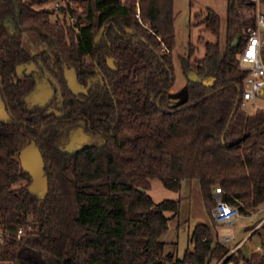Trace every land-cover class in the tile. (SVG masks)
I'll list each match as a JSON object with an SVG mask.
<instances>
[{
    "label": "trees",
    "instance_id": "obj_1",
    "mask_svg": "<svg viewBox=\"0 0 264 264\" xmlns=\"http://www.w3.org/2000/svg\"><path fill=\"white\" fill-rule=\"evenodd\" d=\"M57 1L0 0V264L222 260L230 250L212 215L211 224L194 228L192 250L176 260L166 254L165 212L178 214L180 200L156 204L148 192L152 179L175 192L197 181L207 211L215 187L244 216L264 206V108L242 109L247 72L237 60L255 27L254 4L227 0L223 38L215 10L195 16L216 41L194 61L202 82L188 80L184 101L173 105L174 0H84L81 12L61 9L62 23L46 8ZM27 40L45 48L34 51ZM40 74L59 100L28 107ZM76 126L91 142L69 152ZM30 143L45 163L43 197L30 193L32 178L19 161ZM254 235L264 246V222ZM227 261L264 264V253L242 244Z\"/></svg>",
    "mask_w": 264,
    "mask_h": 264
},
{
    "label": "rangeland",
    "instance_id": "obj_2",
    "mask_svg": "<svg viewBox=\"0 0 264 264\" xmlns=\"http://www.w3.org/2000/svg\"><path fill=\"white\" fill-rule=\"evenodd\" d=\"M64 3H68L69 10L75 12H81L85 6L84 0H65ZM46 8L53 11L52 21L59 19L61 23L63 22L64 16L62 11L60 9L56 10L54 4H48ZM173 8L175 14V47L173 50L175 85L171 93V104L177 105L185 99L186 84L188 82L187 75L191 71H195V59L203 58L206 43L216 41V37L206 31L205 26L200 25L195 16L204 12L207 8L215 10L221 17V33L223 38L226 30L227 0H174ZM75 21V19L69 18L68 22L74 24ZM189 45L194 50L191 58L188 56ZM25 46L33 47L34 51H41L45 48V45L42 43L33 46L29 40L25 42ZM261 108H264V96L250 102L242 109L253 114ZM150 182L151 189L148 193L154 203L159 204L166 200H180L181 205L178 214L165 212L166 217L169 218V223L168 231L162 236V241L166 243V254L173 253L175 260L181 259L186 251L193 248L190 238L196 225L199 223L211 224L210 215H212L215 202L212 203L207 211L197 181L191 183L185 181L180 192L165 188L158 179H152ZM263 218L264 206L257 209L251 215H245L238 219L234 225L219 226V234L220 236H233V241L228 243L227 247L234 248L242 243L246 251L264 253V246L258 236L254 235L250 238L253 233V227L258 225ZM258 247H261V250L258 251Z\"/></svg>",
    "mask_w": 264,
    "mask_h": 264
},
{
    "label": "built area",
    "instance_id": "obj_3",
    "mask_svg": "<svg viewBox=\"0 0 264 264\" xmlns=\"http://www.w3.org/2000/svg\"><path fill=\"white\" fill-rule=\"evenodd\" d=\"M255 7L256 22L255 27L248 30V40L243 51L238 55L237 60L241 68L247 72L243 82V91L240 97L241 107H245L250 102L256 101L264 96V0H250ZM65 0L54 3L56 10L67 8L68 3ZM221 187H216L214 190L215 205L212 210L214 222L219 225H234L236 221L243 216L237 206L231 205L222 199ZM264 222V218L256 225L254 231ZM253 231V232H254ZM21 234V232H20ZM233 236H220L219 242L227 247V244L233 241ZM242 243L234 248H229L228 255L220 261L211 262L210 264H234L227 261L229 256L236 251ZM257 250H261L258 247Z\"/></svg>",
    "mask_w": 264,
    "mask_h": 264
},
{
    "label": "water",
    "instance_id": "obj_4",
    "mask_svg": "<svg viewBox=\"0 0 264 264\" xmlns=\"http://www.w3.org/2000/svg\"><path fill=\"white\" fill-rule=\"evenodd\" d=\"M238 38L239 36L234 40L233 43L234 46L238 42ZM187 78L189 82L193 84L202 82L196 71H191L187 75ZM203 83L207 87L211 86V83H206V82ZM69 87L73 93L77 91V85L72 77L70 78ZM5 110H6V106L0 95V115H3L5 113ZM72 144L73 141L70 142L69 144L70 147H65V150L71 152L74 150L84 148V147H71ZM19 161L21 163L23 171L26 174L30 175V177L32 178V183L29 187L30 193L33 195L43 197L49 190V181H48V177L45 174V163L38 147H36L34 143H30L20 152ZM141 192L144 193L145 191L141 190Z\"/></svg>",
    "mask_w": 264,
    "mask_h": 264
},
{
    "label": "flooded vegetation",
    "instance_id": "obj_5",
    "mask_svg": "<svg viewBox=\"0 0 264 264\" xmlns=\"http://www.w3.org/2000/svg\"><path fill=\"white\" fill-rule=\"evenodd\" d=\"M18 71L22 73L30 72L29 69L25 67H19ZM51 100H59V98L57 97V93L55 92V89L51 86L47 77L40 74L35 90L26 98L28 107H33L35 105L47 106ZM57 115L60 116L61 113L57 112ZM71 141H73L71 147H86L90 145L91 137L83 130L81 126H76L72 127L69 130L68 141L64 147H70L69 144Z\"/></svg>",
    "mask_w": 264,
    "mask_h": 264
},
{
    "label": "crops",
    "instance_id": "obj_6",
    "mask_svg": "<svg viewBox=\"0 0 264 264\" xmlns=\"http://www.w3.org/2000/svg\"><path fill=\"white\" fill-rule=\"evenodd\" d=\"M255 227H256V226L253 227V229H252L253 231H254Z\"/></svg>",
    "mask_w": 264,
    "mask_h": 264
}]
</instances>
